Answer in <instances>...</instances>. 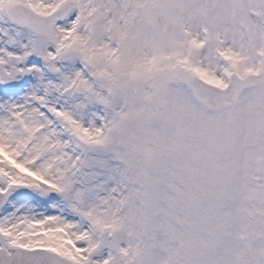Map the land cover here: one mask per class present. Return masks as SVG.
I'll list each match as a JSON object with an SVG mask.
<instances>
[{"label":"snow or ice","instance_id":"obj_1","mask_svg":"<svg viewBox=\"0 0 264 264\" xmlns=\"http://www.w3.org/2000/svg\"><path fill=\"white\" fill-rule=\"evenodd\" d=\"M211 6L132 60L105 0H0V264H264V0Z\"/></svg>","mask_w":264,"mask_h":264},{"label":"rangeland","instance_id":"obj_2","mask_svg":"<svg viewBox=\"0 0 264 264\" xmlns=\"http://www.w3.org/2000/svg\"><path fill=\"white\" fill-rule=\"evenodd\" d=\"M111 8L100 13V16L111 13L114 39L117 44L123 39L126 55L135 60L157 50L169 47L174 34L181 26L187 29H198L218 10L211 5L221 0H105ZM126 34V39H124ZM102 78V87L110 81L112 70L107 69ZM257 96L256 114H259L260 90L254 89ZM111 94L128 103H143L134 89H112ZM245 110L242 119H248Z\"/></svg>","mask_w":264,"mask_h":264}]
</instances>
